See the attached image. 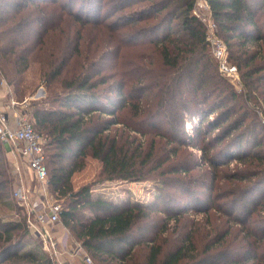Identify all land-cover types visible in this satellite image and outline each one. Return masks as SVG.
<instances>
[{
  "label": "trees",
  "instance_id": "1",
  "mask_svg": "<svg viewBox=\"0 0 264 264\" xmlns=\"http://www.w3.org/2000/svg\"><path fill=\"white\" fill-rule=\"evenodd\" d=\"M208 1L244 96L219 74L195 0H0V76L18 102L43 87L27 113L60 222L106 264H264V0ZM88 157L98 181L156 192L75 191ZM232 160L242 167L222 171ZM11 188L0 164V202ZM151 217V235L136 230ZM29 234L26 214L0 219V264H55L24 251Z\"/></svg>",
  "mask_w": 264,
  "mask_h": 264
},
{
  "label": "built area",
  "instance_id": "2",
  "mask_svg": "<svg viewBox=\"0 0 264 264\" xmlns=\"http://www.w3.org/2000/svg\"><path fill=\"white\" fill-rule=\"evenodd\" d=\"M193 15L205 25L206 39L219 74L226 78L237 91L241 92L243 84L239 70L229 60L227 45L219 36V28L213 18L209 1L195 0ZM0 89L6 91L5 97L7 98L6 110H0V142L11 146L12 152L23 160L27 173L35 184L34 195L21 184L15 187L13 198L25 211L27 225L31 233L42 241L43 251L50 255L55 264H69L60 260L61 256L68 253V246L64 245L62 240L55 237L53 233L41 227L46 223L60 224L62 206L54 200L49 190L45 142L27 118L28 113L25 108L29 99L22 103L14 100L9 84L1 76ZM59 244L62 247L61 253ZM75 245L76 247L70 253L80 256L82 264H95L88 257L82 243H75Z\"/></svg>",
  "mask_w": 264,
  "mask_h": 264
},
{
  "label": "rangeland",
  "instance_id": "3",
  "mask_svg": "<svg viewBox=\"0 0 264 264\" xmlns=\"http://www.w3.org/2000/svg\"><path fill=\"white\" fill-rule=\"evenodd\" d=\"M106 8L108 10V7H106ZM92 33L95 35L94 32H92ZM210 52H211V50H210ZM212 59H213V57H212ZM213 61H214V59H213ZM44 92L45 91H44L43 87H39L35 96H33L32 99H29L25 110H29L30 103L32 101H37V100L42 99L45 95V94H43ZM237 92H239V91H237ZM245 92L246 91L243 89L239 93H241L243 95ZM13 98H14V100L17 101V99L14 96H13ZM20 103H22V102H20ZM263 110H264V108H263ZM212 116H214V115H212ZM257 117L260 120H263L264 119V112H258ZM27 118L31 122V118L29 115L27 116ZM197 122H200V120ZM262 124H264V120H263ZM185 130H186L187 135L188 134L192 135L195 133L193 130V123L191 121H187L185 123ZM219 132H220L219 130H214L212 133H210L207 136V138L212 139ZM138 136H139V138H141L142 141L146 140L145 137H141L140 135H138ZM1 146H2V154L0 156V158H1L0 164H2L7 169V172L10 176L12 188L8 191L7 197L0 202V219H2L3 221L4 220L5 221H17V220H20L22 213L25 214V211L22 209L20 204L13 198V191H14L15 187L23 184L24 187L26 189L28 188L29 191L31 192V194L34 195L35 194L34 193L35 192V184L33 183V180L30 178L29 174L27 173V168H26L23 160L17 154H14L12 152L13 151L12 147L9 145H4L2 143H1ZM189 150L191 152H193L194 154H196V156L198 157V159L201 163L202 162V156H203L202 150H200L198 148H193V147H190ZM237 166L242 167L240 164H238V162L236 160H232L229 163V167L223 166V167H221V170L224 172H233V171H235L236 168H238ZM100 169H101V163L95 159H92L91 157H88L86 159V162H85V168L81 171L76 172L72 176L71 181H72L73 189L76 191L84 185L93 184L94 190L96 192L95 194H97L99 192H104L105 195L113 198L114 200L126 198L127 196H130V197L136 198V199H144V198L147 199L149 197L152 198V195L156 192L154 189L155 188L154 186H156L155 181H146V182L104 181V183L101 181H98V175H99ZM189 215H190V219L196 221V223L206 225V221H207L206 214L196 213L194 211H190ZM155 222H156V218H154V217L143 220L138 225L136 230H141L146 235H151L150 230H153V225L155 224ZM58 225H52V224L46 223L44 226H41V227H42V229L45 228L50 233H53V235H55L56 232H58L57 230H60V228H62L61 226H63L61 222ZM204 228L206 230H208L207 226H204ZM64 229L66 230L67 236L65 235L64 238H59V239L62 240L64 245L66 244V246H69L68 250L73 251L74 250L73 248L76 247L75 243H80V242H72V240L69 236L68 230L65 227H64ZM65 239H66V241H65ZM59 247H60L59 252L61 253V250H62L61 244H59ZM30 249H32V251H36L38 254H43V255L47 254L42 249V241L38 237L33 235L31 233V231L27 237V246L24 248V251H28ZM85 250L87 252L88 257L91 258L95 264H106L107 262L110 261V258L107 256L101 255V254H99L95 251L89 250L87 248H85ZM72 251H70V252H72ZM60 260L63 263H67L64 256H61Z\"/></svg>",
  "mask_w": 264,
  "mask_h": 264
},
{
  "label": "crops",
  "instance_id": "4",
  "mask_svg": "<svg viewBox=\"0 0 264 264\" xmlns=\"http://www.w3.org/2000/svg\"><path fill=\"white\" fill-rule=\"evenodd\" d=\"M6 91L3 89H0V110H6V103H7V98L5 97ZM59 226V225H58ZM60 230H57L56 234L54 235L55 237L58 238H64L66 234V230L64 229L63 226H61ZM66 241V239H65ZM68 244V243H67ZM69 247V246H68ZM71 250L68 251V253L64 254V258L66 259V262L69 264H82V259L78 255H74L70 253Z\"/></svg>",
  "mask_w": 264,
  "mask_h": 264
},
{
  "label": "water",
  "instance_id": "5",
  "mask_svg": "<svg viewBox=\"0 0 264 264\" xmlns=\"http://www.w3.org/2000/svg\"><path fill=\"white\" fill-rule=\"evenodd\" d=\"M43 94H45V92Z\"/></svg>",
  "mask_w": 264,
  "mask_h": 264
}]
</instances>
